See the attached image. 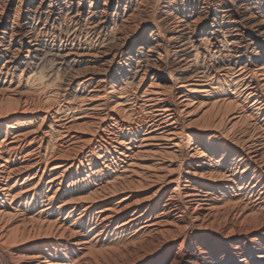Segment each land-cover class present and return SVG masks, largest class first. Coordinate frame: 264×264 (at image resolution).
Returning a JSON list of instances; mask_svg holds the SVG:
<instances>
[{
    "label": "bare ground",
    "instance_id": "6f19581e",
    "mask_svg": "<svg viewBox=\"0 0 264 264\" xmlns=\"http://www.w3.org/2000/svg\"><path fill=\"white\" fill-rule=\"evenodd\" d=\"M241 1L0 0V264H264V9Z\"/></svg>",
    "mask_w": 264,
    "mask_h": 264
},
{
    "label": "rangeland",
    "instance_id": "374dc122",
    "mask_svg": "<svg viewBox=\"0 0 264 264\" xmlns=\"http://www.w3.org/2000/svg\"><path fill=\"white\" fill-rule=\"evenodd\" d=\"M150 1H153V0H150ZM134 2V1H133ZM249 2V1H248ZM223 3H225L226 5H229L230 7H232L233 9H235L236 7H237V5L239 4V3H242V1L241 0H223ZM260 3V4H259ZM87 5H88V2H87ZM135 5V4H134ZM134 5H133V9H134ZM202 5V3L200 2V3H198V4H196V6H195V10H196V12H199V7ZM260 5V6H259ZM114 6H115V1H112V3L110 4V6H109V8H108V11L109 12H111V11H113V9H114ZM236 6V7H235ZM263 7V8H262ZM251 8V9H250ZM252 9H264V0H259V1H257L256 3H254L252 6L250 5L249 6V9L247 10V11H250V10H252ZM153 11V12H152ZM163 12H162V8L161 7H157V9H155V10H152L149 6H147V7H141V10L140 11H138V18H139V20L140 21H142L141 23H140V25H139V27L143 30V29H145V30H148V29H151L152 27H153V22L151 21V20H149L148 18L149 17H151V16H153L154 15V17H157V16H159V15H161ZM246 13H248V12H246ZM140 16V17H139ZM257 23L258 22V18H253L252 19V22L250 23V24H253V23ZM247 27H249V26H247ZM253 27V26H252ZM255 27H258V28H260V31L261 32H263L264 31V24H260V25H258V26H255ZM20 28H22L23 29V27H21L20 26ZM249 32H247L248 34L249 33H254L252 30H251V28H246ZM258 36H261V34H257ZM134 38H132V41H129L130 43H126V44H121V42L120 43H116V44H113L114 45V47H113V50H115V51H123V50H125L126 51V49L128 48V47H130L132 44H134V40H133ZM8 40V39H7ZM155 43L156 41L155 40H150L149 41V43ZM136 44H138V46L137 47H140L141 46V44L137 41L136 42ZM15 45V44H14ZM122 48V49H121ZM126 48V49H125ZM146 50V49H145ZM248 50H250V48H248ZM125 51H123V53H121L120 54V52L118 53V55L119 56H121L122 54H123V56H124V54L125 53H127V52H125ZM133 51V50H132ZM134 53L135 52H133L132 53V55H134ZM126 55V54H125ZM247 55H249V56H252L251 55V53H247ZM119 56L117 57V59L119 58ZM245 59H246V57H244V61H245ZM116 246H118V245H116ZM174 251H176V249H174ZM143 263V262H142ZM142 263H140V264H142Z\"/></svg>",
    "mask_w": 264,
    "mask_h": 264
}]
</instances>
